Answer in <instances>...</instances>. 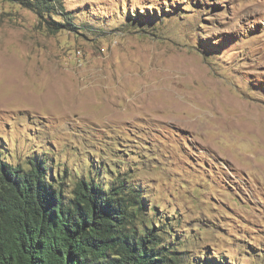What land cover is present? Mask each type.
<instances>
[{"label":"rangeland","instance_id":"obj_1","mask_svg":"<svg viewBox=\"0 0 264 264\" xmlns=\"http://www.w3.org/2000/svg\"><path fill=\"white\" fill-rule=\"evenodd\" d=\"M30 2L0 0V155L124 175L188 263L264 264V0Z\"/></svg>","mask_w":264,"mask_h":264},{"label":"trees","instance_id":"obj_2","mask_svg":"<svg viewBox=\"0 0 264 264\" xmlns=\"http://www.w3.org/2000/svg\"><path fill=\"white\" fill-rule=\"evenodd\" d=\"M32 1L40 17L56 4ZM49 163L0 155V264H206L182 257L165 217L145 218L142 190L124 175L105 184L87 172L64 184Z\"/></svg>","mask_w":264,"mask_h":264}]
</instances>
